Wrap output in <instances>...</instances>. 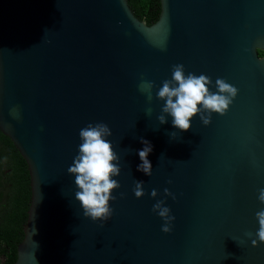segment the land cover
Listing matches in <instances>:
<instances>
[{"label": "water", "instance_id": "95a60500", "mask_svg": "<svg viewBox=\"0 0 264 264\" xmlns=\"http://www.w3.org/2000/svg\"><path fill=\"white\" fill-rule=\"evenodd\" d=\"M258 50L264 0H160L151 24L127 0H0V131L24 158L31 192L14 264H264V243H251L264 210ZM176 64L210 77L213 92L217 78L236 87L226 114L209 125L197 115L186 132L170 116L160 125L156 92ZM141 78L156 84L151 101ZM99 122L112 131L121 187L111 218L94 222L68 168L79 131ZM141 138L153 146L151 176L137 170ZM158 200L175 217L169 233L153 212Z\"/></svg>", "mask_w": 264, "mask_h": 264}, {"label": "clouds", "instance_id": "9594fccd", "mask_svg": "<svg viewBox=\"0 0 264 264\" xmlns=\"http://www.w3.org/2000/svg\"><path fill=\"white\" fill-rule=\"evenodd\" d=\"M209 85H212V80L207 75H196L191 72L186 75L183 64L173 65L171 79L164 80L162 87L156 92V98L164 102L161 114L157 117L159 124H166L167 117L170 116L173 127L186 132L192 127L191 120L197 115L204 125H209L213 113L226 114L238 94V89L222 78L216 79L215 92L210 90ZM154 88H156L154 81L141 78L138 89L149 101L153 99ZM148 111L150 112L151 109ZM205 112L207 115H204ZM10 114L18 119V107H13ZM111 135V129L103 122L89 123L82 128L79 131L81 144L78 154L68 168V173L75 177L74 182L78 188L75 199L80 202L83 216L94 222L107 221L111 218L113 210L109 202L116 199L112 195L113 190L121 187L120 183L113 179L120 175L121 168L120 157L107 139ZM140 142L143 148L138 150L141 163L137 166V170L151 176L152 164L148 156L153 151V146L150 141L143 138ZM143 185V181L135 182L133 192L136 198L145 195ZM157 195V190L152 189L151 197L156 198ZM164 195L175 199L167 188L164 189ZM123 196L124 193H121V197ZM258 200L264 204V188L259 189ZM164 203V200H158L153 205V212L158 213L164 220L162 231L169 233L175 217L170 215V208L164 206ZM256 219L259 228L256 232L257 239L251 241L254 247L258 242L264 243V210L256 212ZM248 235L251 236V233Z\"/></svg>", "mask_w": 264, "mask_h": 264}, {"label": "trees", "instance_id": "16d2710c", "mask_svg": "<svg viewBox=\"0 0 264 264\" xmlns=\"http://www.w3.org/2000/svg\"><path fill=\"white\" fill-rule=\"evenodd\" d=\"M139 19L151 24L160 12V0H127ZM260 55L264 53L258 50ZM27 164L12 141L0 131V264H14L16 246L23 237L30 203Z\"/></svg>", "mask_w": 264, "mask_h": 264}]
</instances>
